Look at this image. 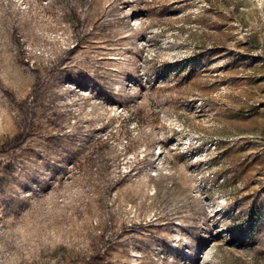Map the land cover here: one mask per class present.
<instances>
[{
    "label": "rangeland",
    "instance_id": "rangeland-1",
    "mask_svg": "<svg viewBox=\"0 0 264 264\" xmlns=\"http://www.w3.org/2000/svg\"><path fill=\"white\" fill-rule=\"evenodd\" d=\"M122 1L0 0V264H264V0Z\"/></svg>",
    "mask_w": 264,
    "mask_h": 264
},
{
    "label": "trees",
    "instance_id": "trees-1",
    "mask_svg": "<svg viewBox=\"0 0 264 264\" xmlns=\"http://www.w3.org/2000/svg\"><path fill=\"white\" fill-rule=\"evenodd\" d=\"M127 2H129V1H125V0L122 1V6H121V7L123 8L124 4L127 3ZM129 3H130V2H129ZM126 15H127L129 18H133L135 14H134V13H133V14H127V13H126Z\"/></svg>",
    "mask_w": 264,
    "mask_h": 264
},
{
    "label": "bare ground",
    "instance_id": "bare-ground-1",
    "mask_svg": "<svg viewBox=\"0 0 264 264\" xmlns=\"http://www.w3.org/2000/svg\"><path fill=\"white\" fill-rule=\"evenodd\" d=\"M209 256V255H208Z\"/></svg>",
    "mask_w": 264,
    "mask_h": 264
}]
</instances>
